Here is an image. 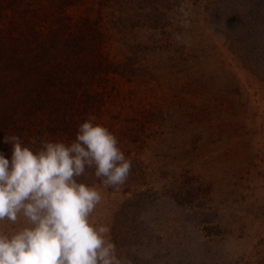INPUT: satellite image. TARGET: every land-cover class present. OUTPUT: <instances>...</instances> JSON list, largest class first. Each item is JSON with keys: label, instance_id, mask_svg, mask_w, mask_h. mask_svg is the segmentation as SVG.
<instances>
[{"label": "rangeland", "instance_id": "obj_1", "mask_svg": "<svg viewBox=\"0 0 264 264\" xmlns=\"http://www.w3.org/2000/svg\"><path fill=\"white\" fill-rule=\"evenodd\" d=\"M71 1L52 25L82 36V74L69 75L82 98L62 106L73 119L6 124L0 153L11 158L5 135L37 149L95 117L132 160L119 190L83 177L103 197L91 221L110 226L121 259L264 264V0ZM42 3L0 0V13ZM37 68L40 86L51 75Z\"/></svg>", "mask_w": 264, "mask_h": 264}, {"label": "clouds", "instance_id": "obj_2", "mask_svg": "<svg viewBox=\"0 0 264 264\" xmlns=\"http://www.w3.org/2000/svg\"><path fill=\"white\" fill-rule=\"evenodd\" d=\"M11 158L0 153V264H131L121 259L111 228L91 221L102 194L83 182L91 171L104 188L119 190L132 160L117 137L89 117L71 141L46 140L27 146L5 135Z\"/></svg>", "mask_w": 264, "mask_h": 264}, {"label": "trees", "instance_id": "obj_3", "mask_svg": "<svg viewBox=\"0 0 264 264\" xmlns=\"http://www.w3.org/2000/svg\"><path fill=\"white\" fill-rule=\"evenodd\" d=\"M44 1L46 4L38 8L6 14V21L0 13V135L5 132L6 124L25 126L28 131L29 120L41 112L48 113L54 121L60 118L63 122L70 121L73 114L62 106H67V98H73L76 103L82 98L80 78L73 85L69 76L75 75L74 72L82 74L81 63L77 62L82 57V36L72 41L67 23H59L57 28L52 25L53 18L62 20V10L72 1ZM38 62L45 65V80L51 75L49 79L53 81L44 80L38 85L34 74L39 69ZM53 74L62 75L52 77Z\"/></svg>", "mask_w": 264, "mask_h": 264}]
</instances>
